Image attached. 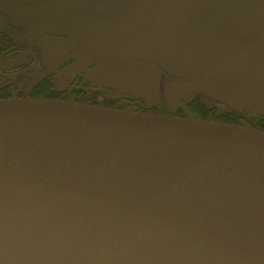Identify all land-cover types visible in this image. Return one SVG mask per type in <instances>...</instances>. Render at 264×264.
Returning <instances> with one entry per match:
<instances>
[{"label": "water", "instance_id": "95a60500", "mask_svg": "<svg viewBox=\"0 0 264 264\" xmlns=\"http://www.w3.org/2000/svg\"><path fill=\"white\" fill-rule=\"evenodd\" d=\"M0 264H264V132L0 100Z\"/></svg>", "mask_w": 264, "mask_h": 264}, {"label": "flooded vegetation", "instance_id": "af4514ba", "mask_svg": "<svg viewBox=\"0 0 264 264\" xmlns=\"http://www.w3.org/2000/svg\"><path fill=\"white\" fill-rule=\"evenodd\" d=\"M144 1L0 0V100H68L264 131V0ZM234 92L262 112L226 100Z\"/></svg>", "mask_w": 264, "mask_h": 264}, {"label": "rangeland", "instance_id": "374dc122", "mask_svg": "<svg viewBox=\"0 0 264 264\" xmlns=\"http://www.w3.org/2000/svg\"><path fill=\"white\" fill-rule=\"evenodd\" d=\"M167 1H169V0H155V3H156L157 6H160L162 8L163 6H168V2ZM142 3H144V5H152V3L150 1L147 2V0L142 2ZM164 103L166 105L167 101H165ZM165 110H169V109L165 108Z\"/></svg>", "mask_w": 264, "mask_h": 264}]
</instances>
